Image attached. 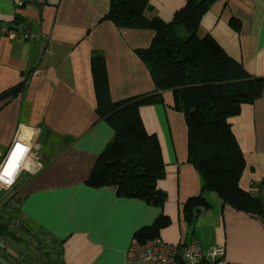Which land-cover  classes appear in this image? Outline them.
Returning a JSON list of instances; mask_svg holds the SVG:
<instances>
[{"label": "crops", "instance_id": "1", "mask_svg": "<svg viewBox=\"0 0 264 264\" xmlns=\"http://www.w3.org/2000/svg\"><path fill=\"white\" fill-rule=\"evenodd\" d=\"M185 2L150 0L145 14L170 21ZM109 7L110 0H23L20 5L0 0L5 27L44 34L26 40L0 32V95L23 85L12 96H0V158L18 138L30 144L15 184H0V204L20 198L28 225L61 242L64 264H128L134 233L161 214L171 220L160 231L166 242L195 240L204 251L223 245L225 264H264L263 222L224 204L216 192L202 191L201 176L188 160L186 119L173 107L170 90L163 93L164 103L140 108L146 130L160 142L166 174L158 187L167 193L165 205L86 184L114 135L96 112L92 54L105 56L114 101L156 88L136 52L151 45L154 30L118 27L104 19ZM231 18L240 21V30L231 26ZM198 31L211 34L251 75L264 77V0H218L202 17ZM230 123L246 161L240 185L256 193L264 179V87ZM200 194L211 206L188 226L182 206Z\"/></svg>", "mask_w": 264, "mask_h": 264}, {"label": "trees", "instance_id": "2", "mask_svg": "<svg viewBox=\"0 0 264 264\" xmlns=\"http://www.w3.org/2000/svg\"><path fill=\"white\" fill-rule=\"evenodd\" d=\"M216 1L186 0L173 18L165 21L158 16H146L150 0H110L104 19L122 28L154 30L151 45L136 52L147 65L156 88L153 92L114 101L105 56L98 51L92 54L96 112L98 119L114 130V135L98 155L86 184L93 188L113 187L119 197L138 198L157 207L165 205L167 193L158 187V181L166 174L160 142L156 134L146 130L140 108L164 103L163 93L170 90L173 107L186 119L188 160L201 176L202 191L216 192L224 204L264 224V179L256 193L241 187L246 161L230 123L243 104L253 103L261 96L264 77L251 75L211 34H199L202 17ZM230 24L240 30L241 23L236 18H231ZM20 85L0 96L14 95L23 87ZM20 200L12 197L13 210L18 214H21ZM210 206L201 194L184 202L182 213L188 226ZM170 223V218L161 214L152 225L137 230L133 238L146 242L159 237L161 229ZM30 227L45 247L43 241L50 234ZM49 246L51 252L27 248L26 264H64L61 242L52 238Z\"/></svg>", "mask_w": 264, "mask_h": 264}, {"label": "built area", "instance_id": "3", "mask_svg": "<svg viewBox=\"0 0 264 264\" xmlns=\"http://www.w3.org/2000/svg\"><path fill=\"white\" fill-rule=\"evenodd\" d=\"M14 1L18 5L23 2V0ZM0 32L26 40L44 38L42 33L19 26L5 27L2 22H0ZM36 131H40V128H36ZM24 143L25 149H20L19 147H24ZM24 143L18 138L7 155L0 158V184L6 188L15 184L27 160L30 144ZM21 155L23 160L20 162L18 157ZM15 158L19 161L18 159L13 161ZM7 202L0 204V225H3V230L0 232V260L3 264H26L27 248H44L45 251L51 252L49 246L50 243L52 244L51 236L43 241L46 246L42 247L41 241L35 238L34 231L30 229L22 214L13 210L14 203L9 200ZM53 246L56 248V245ZM126 258L128 264H225L226 248L223 245H213L204 251L195 240L186 244H174L166 242L160 236L146 242L133 238L128 246ZM37 261L42 263V259L37 258Z\"/></svg>", "mask_w": 264, "mask_h": 264}, {"label": "bare ground", "instance_id": "4", "mask_svg": "<svg viewBox=\"0 0 264 264\" xmlns=\"http://www.w3.org/2000/svg\"><path fill=\"white\" fill-rule=\"evenodd\" d=\"M23 140V143L24 142H27L25 141V139H22ZM29 145H26V147H28ZM20 149H25V143H24V147H19ZM20 159V162L23 160V156L21 155L20 157H18ZM18 158H15L13 161H17ZM18 159V161H19Z\"/></svg>", "mask_w": 264, "mask_h": 264}, {"label": "rangeland", "instance_id": "5", "mask_svg": "<svg viewBox=\"0 0 264 264\" xmlns=\"http://www.w3.org/2000/svg\"><path fill=\"white\" fill-rule=\"evenodd\" d=\"M8 193H6V194H4V192L2 193V194H4L5 196H7L9 193H10V191H7ZM0 264H3V262L0 260ZM15 264V263H14Z\"/></svg>", "mask_w": 264, "mask_h": 264}]
</instances>
